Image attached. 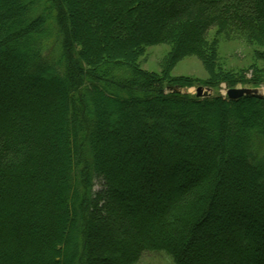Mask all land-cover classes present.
Segmentation results:
<instances>
[{"label": "trees", "instance_id": "trees-1", "mask_svg": "<svg viewBox=\"0 0 264 264\" xmlns=\"http://www.w3.org/2000/svg\"><path fill=\"white\" fill-rule=\"evenodd\" d=\"M89 1L97 2L102 13L95 39L88 35L90 22L81 18L78 0L72 1L73 23L58 0H18L0 17V52L22 37L31 48L26 62L8 57L10 61L0 63V264H135L150 250L167 252L176 264L261 261L264 203L251 200L250 194L264 197V95L232 99L165 92L158 77L138 66V58L144 43H170L177 50L174 58L196 54L210 68L216 52L209 36L214 28L219 34L231 28L264 42V0ZM55 16L61 27L48 36ZM149 17L155 32L137 34ZM25 18L29 21L21 31ZM73 25L76 38L71 35ZM56 35L62 40L60 63L52 56L55 45L49 44ZM32 60L35 73H27ZM115 71L128 75L116 77ZM42 78L50 85L38 86ZM26 79L33 85L23 86ZM220 81L234 87L228 76L207 84ZM88 99L92 112L86 108ZM104 102L115 108L114 117L121 115L118 129L141 131L129 152L154 141L157 154L147 165L133 169L119 161L125 147L114 148L105 158L104 145L92 137L99 136V121L109 124L99 106ZM125 104L137 106L138 112L130 117ZM154 118L166 120V126L151 122ZM201 159L208 163L202 165ZM217 160L223 162V175H234L225 183L219 180L225 195L210 199ZM227 161L236 163L231 170ZM241 167L249 171L242 179L252 191L237 176ZM125 170L128 178L122 180ZM194 171L202 174L200 182L188 176ZM99 176L105 181L103 197L93 190ZM152 182L155 188L150 190ZM232 189L238 193L229 196ZM129 205L144 210V226ZM146 205L154 208L146 211ZM217 206L225 212L222 225L214 229L221 234L218 249L204 253L205 243L196 230L211 220L212 207ZM63 220L66 226L60 225ZM98 229L102 241L93 243ZM213 238L207 232L208 246L215 243ZM104 239L111 249L102 248ZM225 243L230 245L227 252Z\"/></svg>", "mask_w": 264, "mask_h": 264}, {"label": "rangeland", "instance_id": "rangeland-1", "mask_svg": "<svg viewBox=\"0 0 264 264\" xmlns=\"http://www.w3.org/2000/svg\"><path fill=\"white\" fill-rule=\"evenodd\" d=\"M16 1L18 0H0V17L1 18L2 16L6 14V10L4 8H9L10 4L13 2L15 3ZM58 1L63 6L65 12L69 14V17L72 16L71 22L73 23V19H72L73 14H74L72 13V1L73 0H58ZM78 1L80 2V7L82 9V12H80L82 13L81 18L85 16L87 24H88V20L90 22L88 26V29H89L88 35L90 38L95 39L96 30L97 28H99V23H98L99 17H102V13L100 10L101 8H99V4H97V2L90 3V1L87 0L84 3L82 0H78ZM51 2H53V0H51ZM55 19H56V16L53 17V20L49 23V25L52 26V30L48 36H50L51 34L55 35L53 33L55 31L58 32V29H59L58 27L59 26L61 27V24H60L61 22L59 23V25H57V23L55 22L56 21ZM28 21H29V18H25L24 23H21L19 25V28H20L19 30L23 31L24 24L28 23ZM153 23H154L153 18L149 17L148 21L146 20V22L145 21L143 22V25L137 31L138 32L137 34L155 32ZM72 27H73L72 34H71L72 38H76L77 36L76 28L74 27V25ZM45 29L49 30L48 27H45ZM228 29L229 28L227 29L225 28L221 34L218 33L217 28H214L210 31V34H209L211 38L210 40H214V49L216 50L215 58H213V63L211 62V65L209 64L210 68H208V66H206L205 63L202 61V59L196 54L184 55L183 57H180L178 59L174 58L178 56V54H176L177 50L174 51L173 49L174 46L170 43H157V44L144 43V48L142 50L143 53L138 58V62H139L138 66H140L142 70L147 71L148 74L154 75L155 78L158 77V81H160L161 85L164 87L165 92H169L172 90L175 92L187 93L189 95H196L197 87L199 85H202L204 87H210L211 90L209 91L211 92L212 95L222 94L226 96V92L224 89V86L227 85L226 81H220V83H218L215 86L214 85L209 86V84H207L209 80H216V79L218 80L220 79V77H225V76H228L233 79L234 87L254 86V85L264 87V58L262 56L264 55V42L261 43L260 40L254 36L252 38H249L247 36L234 32L233 30H231V28L229 30ZM24 39L25 37L18 38L17 40L12 41L9 45H6L5 48H3L4 51L0 52V63L1 64L5 62L7 63V61H10L9 60L10 57H12L13 59L14 58L19 59L20 61L22 60L24 62L28 60V56L30 54L31 48L28 47L29 44L26 43ZM52 39H53V43L51 42L49 43L51 48L55 45L54 50L52 52L53 53L52 56L55 57L54 59L55 62L60 63L61 60L63 61V57L58 56L62 48L61 42H60L62 40H60V38L57 35L56 37L54 36ZM100 41L102 42V45H103L105 44L104 42L107 41V38H105V36L101 37ZM36 46L38 48V45ZM4 52L6 53V55H4ZM171 53L173 57L171 58L170 62H167L169 55H171ZM36 67L37 66H36L35 60H32L31 63L28 64L26 68V72L27 73L31 72L33 69H36ZM5 72L6 71H3V73ZM126 73L127 72H123L121 74L115 71L113 75L116 77H122V75L125 76ZM26 80L27 81L26 83H24L23 86L30 87L33 85L30 79H26ZM183 82L185 83V85H178V86L174 85L172 87L167 88V86H169L168 84L183 83ZM50 83L51 82H48L46 79L42 78L38 86L43 87V85H50ZM110 90H112V92H115L117 89L116 87L112 86ZM111 98H112V94L108 97V100H110ZM77 101L74 104H77ZM99 106L105 109V114L108 115L109 117V124L108 126H105L103 123H101V121H99L98 123L99 132L97 134L99 136L96 137L95 135L92 137L95 140H97L98 145L100 144L104 145L105 158L107 159L106 155L109 154L112 150H114V148L125 147V149L121 152V154L117 158L119 159V161H122L123 163L126 161L125 162L126 165L132 167L133 169L136 167V165H142V166L147 165V162H148L147 160L151 157H155L157 154L155 150L156 147H154L156 145H153L154 141H152L153 144L149 143L145 148L138 147V148H135V150H131L129 152L127 149H130L131 147L133 149V145L137 141L136 137L141 133V131L137 130L136 133H134L133 131L130 133L125 128L118 129L117 125L119 124L121 120V115L114 117L113 113L115 112V108L108 102L101 103ZM86 108L89 109V112H92L94 110L93 109L94 107L91 104V101L89 99L86 102ZM124 109L127 112V114H129L130 117H133L134 113L138 112L137 106H130L128 104L124 105ZM118 111L121 112V110H118ZM263 113H264V109H263ZM144 117L146 116L144 115ZM151 122H154V123L162 122L163 126H166L165 124L167 121L161 120L159 118H154L153 120H151ZM260 123L264 125V116H262V118L260 119ZM194 127L198 128L199 126L195 125ZM191 131L193 132L195 136H201V133L197 131L196 129L191 128ZM229 131H230V134L232 133L233 135L232 128H230ZM164 148H167V146H164ZM159 149L161 150L162 148L159 147ZM132 153L136 154L137 157L132 158L133 157ZM201 162H202V165L208 163L207 160H204V159L203 160L201 159ZM217 164H218L217 169H215V179H214V182L212 181V184H211L212 191L210 192V196L208 198H210L211 196L213 197L214 194L219 195V196H224L226 192L223 189L225 184L222 185V183H219V180L222 178L225 183V181L231 180V176L234 175V173L232 172H231V175H225V174L223 175V173H221L223 166H224L223 162L220 160H217ZM235 164L232 163L231 161L225 162L226 169L229 168L231 170L235 166ZM239 169L240 170L237 173L239 180L241 181V183L244 182V184H246V188L249 191H252L251 190L253 189L252 186H250L246 182V180L242 179L244 178L243 176H246L249 171L245 170L243 167ZM120 174H121L120 179L122 180H124L125 177L128 176V173L126 172V170L123 172L121 171ZM188 176H194V181L196 182H200L201 181L200 179L202 178V174L196 171L191 172L190 174H188ZM135 179L138 182H140L141 180V179H138L137 177ZM165 183L163 186H165ZM150 184H151L150 190L152 188L154 189L155 185L153 184V182ZM93 185H94L93 187L94 192L97 194L100 193L101 196L103 197L105 190H106L105 181L103 177L102 176L96 177L94 179ZM220 186L223 188H221ZM231 187L234 188V186H231ZM136 192L137 191H134L133 195L136 196ZM229 193H228L229 196H231L235 193H238V191L234 193V189H232V191H230ZM250 195H252L251 198L254 196V198L251 200H255V202L256 200L258 201L262 200L264 203V197L262 198L256 197L257 195L255 193H251ZM132 200L127 198L126 202L131 203ZM157 205L155 208H157ZM212 205L216 206L215 202L212 203ZM129 206L130 208H132V210H134V211L132 210L131 211L133 213L135 220H137V222L139 223L141 227L144 226L145 224L143 222L144 220H142L141 218L142 212L144 210L142 208L135 209L133 208L134 206L131 207V205ZM150 206L146 205L145 210L148 211L154 208V206L153 207L152 205ZM262 207L264 208V206ZM213 208L214 207H212L213 217L211 218V220L206 223L204 222L202 226L200 227V229L196 230V235L201 240L204 241L207 250H209L205 252L206 248H204L203 249L204 253H209V254L217 251L218 249L219 237L221 234L218 232L216 233L214 229L218 227V225H222L223 215L225 214L223 209L221 208L219 209L218 206L217 208L215 207V210ZM258 221H260V218ZM251 224L253 225V223ZM60 225L66 226V220H63V222H60ZM256 229L254 231H256ZM207 232H212L213 237H214L213 239L215 241V243L210 244V246H208V243L206 242ZM261 233L264 234V231H261ZM100 239H102V232L98 229L97 232H95L92 235V241L94 243L96 240H100ZM105 241L106 240L104 239L103 244L105 246L102 245L103 249L106 247L109 248L108 243H105ZM224 248H223L224 252H227L228 248H230V245H228V243H225ZM109 249H111V247ZM95 252H96L95 253L96 255L100 253L99 251H95ZM189 253L192 255L194 254L193 251H190ZM252 256L251 258L254 259V257ZM196 263L197 261L195 260L193 264H196ZM135 264H176V263L174 262L173 258L167 252L159 251V250H150V251L144 252L140 260L137 261ZM254 264H264V258H262L261 261L257 260L256 263Z\"/></svg>", "mask_w": 264, "mask_h": 264}, {"label": "water", "instance_id": "water-1", "mask_svg": "<svg viewBox=\"0 0 264 264\" xmlns=\"http://www.w3.org/2000/svg\"><path fill=\"white\" fill-rule=\"evenodd\" d=\"M210 88H206L202 85H199L196 89V94L198 96H207L210 95ZM227 95L232 99H237L244 95L257 94L264 95L261 87H249V86H238V87H228L226 88Z\"/></svg>", "mask_w": 264, "mask_h": 264}, {"label": "bare ground", "instance_id": "bare-ground-1", "mask_svg": "<svg viewBox=\"0 0 264 264\" xmlns=\"http://www.w3.org/2000/svg\"><path fill=\"white\" fill-rule=\"evenodd\" d=\"M262 92L264 93V87L262 88Z\"/></svg>", "mask_w": 264, "mask_h": 264}]
</instances>
